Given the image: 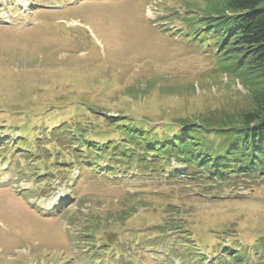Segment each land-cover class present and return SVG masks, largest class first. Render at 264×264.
Returning <instances> with one entry per match:
<instances>
[{
	"label": "rangeland",
	"instance_id": "obj_1",
	"mask_svg": "<svg viewBox=\"0 0 264 264\" xmlns=\"http://www.w3.org/2000/svg\"><path fill=\"white\" fill-rule=\"evenodd\" d=\"M211 3L0 0V147L31 144L27 159L0 149V264H159L164 249L145 242L161 231L207 252L264 238V180L213 188L93 175L68 142L42 134L78 123L92 141L117 140L111 120L219 124L251 109L215 54L176 37Z\"/></svg>",
	"mask_w": 264,
	"mask_h": 264
},
{
	"label": "trees",
	"instance_id": "obj_2",
	"mask_svg": "<svg viewBox=\"0 0 264 264\" xmlns=\"http://www.w3.org/2000/svg\"><path fill=\"white\" fill-rule=\"evenodd\" d=\"M263 1L212 0L210 8L187 17L176 34L215 54L223 72L246 88L252 108L239 117L219 124L180 120L163 128L146 121L111 120L119 129L117 140L92 141L78 123L77 132H71L72 126L65 123L57 129L52 124L47 134H42L59 144L68 142L75 165L93 175L111 174L123 181L153 183L184 180L213 188L264 180V8L259 7ZM30 146L24 137L5 141L0 149L12 153L19 148L18 155L27 159L30 151L26 148ZM189 237L187 233L169 235L161 231L146 239L153 244L145 245L164 249L159 264H175V257L183 264H264V238L251 245L224 239L207 252L187 243Z\"/></svg>",
	"mask_w": 264,
	"mask_h": 264
}]
</instances>
